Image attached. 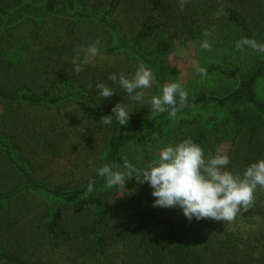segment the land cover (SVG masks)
<instances>
[{
    "label": "rangeland",
    "instance_id": "rangeland-1",
    "mask_svg": "<svg viewBox=\"0 0 264 264\" xmlns=\"http://www.w3.org/2000/svg\"><path fill=\"white\" fill-rule=\"evenodd\" d=\"M180 3L0 0L9 12L0 13V88L5 94L51 98L72 91L85 94L91 104L75 99L34 104L0 95V197H11L0 203L2 252L19 256L25 264H152L148 245L160 264L171 263L173 246L163 223L175 221L180 210L153 207L147 183L133 177L125 186L109 189L102 179L91 194L65 197L23 187L19 165L60 190L78 191L87 185L111 149L112 124L99 121L113 115L117 103L130 105L129 121L139 120L122 126L118 138L119 156L137 167L158 159L160 147L185 139L198 143L206 155L217 150L230 155L233 172L243 173L248 155L264 159V108L250 101L243 86L254 78L251 87L264 104V56L235 46L245 36L264 42V0H185L183 10ZM104 14L107 24L100 21ZM230 14L241 17L246 28ZM141 31L146 36L137 43ZM96 35L102 36L101 55L75 70L72 58L84 52L78 45ZM203 39L210 41L211 50L200 48ZM140 64L150 67L158 81L145 90L146 99L160 94L166 81H179L189 100L203 101L189 104L175 120L167 113L151 116L149 104L130 101L107 79L121 72L131 77ZM199 67L208 74L202 76ZM100 82L117 94L103 100L95 88ZM255 196L254 206L231 222L194 220L187 248L199 264H229L233 259L261 264L264 189L258 188ZM142 225L146 244L140 241ZM100 236L104 243H99Z\"/></svg>",
    "mask_w": 264,
    "mask_h": 264
},
{
    "label": "clouds",
    "instance_id": "clouds-1",
    "mask_svg": "<svg viewBox=\"0 0 264 264\" xmlns=\"http://www.w3.org/2000/svg\"><path fill=\"white\" fill-rule=\"evenodd\" d=\"M184 4L185 0H181V10ZM203 35L207 37L208 31L205 30ZM235 46L240 50L250 48L258 55L264 56V42L245 36L236 41ZM78 47H82L84 52L82 56L77 53L79 59L77 56L72 58V67L77 71L90 58L101 55L102 36L96 35ZM200 48L211 50L212 44L208 39H203ZM197 71L202 76L208 74L205 67H199ZM107 79L122 88L130 101L149 104L151 116L167 113V118L175 120L178 112L190 106L189 92L179 81H166L160 86V94L146 99L145 90L158 85V81L153 70L144 64H140L131 77L121 72L119 75L112 73ZM87 86L92 88V82L89 81ZM95 88L103 100L117 94L106 82L96 83ZM112 113L113 115L103 116L99 122L110 126L113 123L112 118H115L120 126L127 125L133 110L128 103L123 102L115 104ZM230 163V155L223 154L220 150H217L215 155H206L198 143L185 139L160 147L158 159L144 167H137L125 159L122 165L105 163L96 168V173L104 179L109 189L125 186L126 181L133 177L140 184L147 183L153 190V207L179 209L189 222L206 218L231 222L252 208L257 189H264V159L248 165L242 174L230 170ZM94 188L95 182L90 180L86 194L93 193Z\"/></svg>",
    "mask_w": 264,
    "mask_h": 264
},
{
    "label": "trees",
    "instance_id": "trees-1",
    "mask_svg": "<svg viewBox=\"0 0 264 264\" xmlns=\"http://www.w3.org/2000/svg\"><path fill=\"white\" fill-rule=\"evenodd\" d=\"M114 5V1L111 2V6ZM49 6V10L53 11L55 9L54 5H52L51 3L48 4ZM0 13L2 14H9V12L3 8L0 7ZM79 16H89L83 13H78ZM230 18L236 22L237 25H239L242 28H246L245 26V22L244 20L239 17L238 15H234V14H230L229 15ZM100 21L104 24L108 23V18L107 15L104 14L101 18ZM146 36V32L145 31H141V33L139 34L138 38H137V43L140 42L144 37ZM254 78L251 81H248L246 83L243 84L244 87L247 88V91L249 93V97H250V101L258 106V107H263L264 108V104L261 103L257 98H256V93L254 92L253 88L251 87V83L253 82ZM0 95L3 96L4 98H7L9 100H19V101H24V102H29V103H34V104H39V103H47V104H58L59 102H61V97L59 98H47V97H42V96H35V95H31V94H23L21 96H14V95H6L5 92L0 88ZM204 98H199V99H191L189 100V104H194L200 101H203ZM221 101V100H219ZM104 116V115H103ZM113 119V123H112V127H113V134L111 137V149H110V153L106 159V163H117V164H123V160L121 159V157L119 156V133H120V128L122 126H120L114 118ZM139 120H130L129 122H135ZM8 148V147H7ZM7 154H9V150L7 149ZM256 159H254V156L252 155H248L246 160L244 161L245 166L250 165L251 163L255 162ZM25 176L28 178H26V188H32L35 190H44L47 191L48 193L53 194L56 197H65V196H71V195H75L79 192L82 191H87V186L84 187L81 190L78 191H73V192H67V191H55V190H51V189H47L44 188L36 183H34L33 181L30 180L29 176L26 175ZM102 177H99L98 175L93 179V181L95 182V184L102 180ZM30 180V181H29ZM132 180V179H130ZM11 197H0V203L3 202L4 200H9ZM166 226V229L168 231V235H169V240L171 245L173 246V250H171V263L170 264H199L200 261L196 256H193V253L191 252L190 249L187 248V244L191 243V235L193 233L192 229L195 228V223L194 220L189 222L188 219L183 215L182 211L180 210L179 214L177 215V219H175V221H170V220H166V222L163 223ZM199 224L201 225L202 223L199 222L197 223V227H199ZM50 226L52 229H55V225H54V221L52 220L50 223ZM95 228V227H93ZM215 230H218L217 227L214 228ZM146 231H144V225H142L141 229H140V241L143 244H146V235H145ZM194 240H196L197 235H194ZM105 239L100 236L99 237V243H104ZM201 241V240H200ZM147 254H151V257L153 258V262L152 264H160L157 259L152 255L149 246L147 245L145 247ZM235 260V262H230L229 264H240L241 260L238 259H233ZM0 261H6L8 263L11 264H25V262L16 255H11L5 252H2L0 250ZM249 264V263H248ZM261 264H264V257L261 260Z\"/></svg>",
    "mask_w": 264,
    "mask_h": 264
},
{
    "label": "crops",
    "instance_id": "crops-1",
    "mask_svg": "<svg viewBox=\"0 0 264 264\" xmlns=\"http://www.w3.org/2000/svg\"><path fill=\"white\" fill-rule=\"evenodd\" d=\"M42 97H44V96H42ZM59 97H63L62 99H61V102L62 101H64V100H67V99H75V100H78V101H82L85 105H87V106H90L91 107V104L88 102V98L86 97V95L85 94H83V93H76V92H72V91H68L65 95H61V96H57V97H51V98H59ZM47 98H49V97H47ZM61 102H59L58 104H60ZM55 105V104H54ZM115 119V118H114ZM110 142H111V140H110ZM109 142V144H110V147H111V143ZM9 158H10V160L13 162V160H16L15 158H14V156L12 155V153H11V148L9 147ZM19 170H20V172L23 174V177H24V180H25V184L23 185V187L24 188H26V176H25V173H26V175H28L29 176V178H30V180L31 181H33L34 183H36V184H38V185H40V186H42V187H44V188H47V189H51V190H55V191H67V192H73V191H76V190H74V189H69V190H60V189H58L57 187H53V186H50L49 184H47V183H42V182H40V181H38L31 173H30V171L26 168V167H24V166H22V165H19ZM97 175H95L94 177H93V179L96 177ZM28 179V178H27ZM92 179V180H93ZM29 180V181H30ZM88 185V184H87ZM87 185H85V186H83L81 189H83L84 187H86ZM22 187V188H23ZM27 189H32V188H27ZM81 189H79V190H81Z\"/></svg>",
    "mask_w": 264,
    "mask_h": 264
}]
</instances>
